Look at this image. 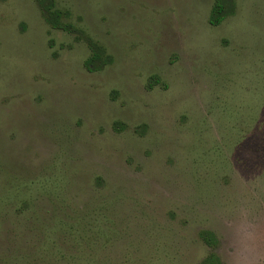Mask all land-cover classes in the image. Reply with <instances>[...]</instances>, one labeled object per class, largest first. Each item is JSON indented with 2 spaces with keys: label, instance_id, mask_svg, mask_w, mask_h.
<instances>
[{
  "label": "rangeland",
  "instance_id": "rangeland-1",
  "mask_svg": "<svg viewBox=\"0 0 264 264\" xmlns=\"http://www.w3.org/2000/svg\"><path fill=\"white\" fill-rule=\"evenodd\" d=\"M55 1L112 62L0 0V264H264V0Z\"/></svg>",
  "mask_w": 264,
  "mask_h": 264
},
{
  "label": "trees",
  "instance_id": "trees-1",
  "mask_svg": "<svg viewBox=\"0 0 264 264\" xmlns=\"http://www.w3.org/2000/svg\"><path fill=\"white\" fill-rule=\"evenodd\" d=\"M46 22L53 28L62 29L75 35L76 40H86L91 50L90 56L84 61V66L90 71L102 70L112 62V56L96 40L87 36L83 29L77 27L68 19L71 16L69 10L58 8L55 0H36ZM234 12V0H215L209 16L211 25L220 24L228 15ZM123 125L121 122L115 123L118 130ZM200 238L214 251L208 254L202 264H221V259L215 252L217 236L209 230H202Z\"/></svg>",
  "mask_w": 264,
  "mask_h": 264
}]
</instances>
